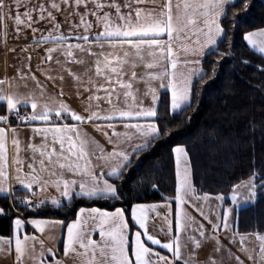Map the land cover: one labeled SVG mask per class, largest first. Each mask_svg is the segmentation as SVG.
Returning <instances> with one entry per match:
<instances>
[{
	"label": "snow or ice",
	"instance_id": "obj_1",
	"mask_svg": "<svg viewBox=\"0 0 264 264\" xmlns=\"http://www.w3.org/2000/svg\"><path fill=\"white\" fill-rule=\"evenodd\" d=\"M239 2L241 0H125L122 5L118 0H44L29 7L25 0H14L16 14L13 17L11 6L0 0L5 46L8 19H14L17 38L22 30L30 29L33 34L30 44L21 49L28 53V63L17 68L12 76L7 75L5 68V75L0 77V193L31 210L44 208L48 203L47 198H32L36 196L32 191L34 187L41 192L54 188L59 198L52 197L51 204L56 209L65 206V198L69 204L76 199L119 200L118 186L110 179H119L132 164V157H138L161 135L156 121L162 91L165 95L170 92L169 115L175 116L183 107L190 106L193 78L203 81L207 75L201 66L202 60L217 51L218 42L226 35L221 24V19L227 18L226 6L234 7ZM242 3V11L247 12L248 0ZM22 4L23 13L20 12ZM239 15V12L233 13V19ZM41 22L48 26L47 34L35 27ZM38 32H41L39 36ZM243 40L264 58V27L246 32ZM33 44L48 45L44 56H37L36 70L54 88L56 81H60L61 87L56 93H49L47 85L32 71L31 53L36 50L31 48ZM229 44L231 46V41ZM218 55L223 59L228 54ZM231 58L235 59V55L231 54ZM240 62L257 67L250 60ZM53 63L56 68L50 66ZM68 65L80 66L84 71L75 73ZM257 70L264 72V66ZM53 72L56 75H52ZM63 72L73 77L75 95L80 99L79 110L68 102L71 95L65 99ZM212 74L213 77L216 74L215 67ZM29 81L35 88L22 92L21 87L27 88ZM84 92L88 93L86 99ZM149 98L151 103L145 105L144 100ZM86 126L100 132L112 145V150L107 151L100 145ZM118 126L124 131H117ZM26 129L31 132L27 143L21 139V132ZM164 134L170 133L166 130ZM136 137L141 142L132 145L131 152L122 147L131 144ZM172 151L176 178L174 225L169 219L172 211L167 203L169 197L163 198L166 201L163 205L137 203L128 209L114 205V210L79 207L70 222L26 219L17 213L12 236H0V254L7 256L14 251V264H49L48 257L51 264H69V261L71 264H224L223 245L218 235L224 230L232 232V241L239 235L241 250L249 260L254 259L252 250L243 247V242L254 235L259 241L258 259L254 264H264V234L257 231L240 235L234 231L230 221L232 208H225L222 215L217 213L215 222L199 209L210 225V232L187 212L186 204L213 198L223 204L225 196L196 195L186 148L176 146ZM24 153L30 155L26 157ZM13 181L28 195L16 197ZM242 188L248 190L246 197L242 196ZM258 190L264 193V177L253 171L248 180L233 186L232 205L239 209L242 204H254ZM16 206L15 203L10 205ZM161 207L167 210L163 214L167 223L160 229L165 231V242L149 228V213ZM4 214L5 209L0 207V215ZM28 226L39 235L28 234L25 231ZM57 228H66L62 256H58L57 244L61 237L55 234ZM95 233L99 240L94 238ZM46 241L51 242V246ZM207 241H215V244L201 259L199 252ZM149 242L170 255H162ZM189 244L191 248L185 256ZM217 255L221 258L217 259ZM228 257L234 258L236 264H244L230 250Z\"/></svg>",
	"mask_w": 264,
	"mask_h": 264
},
{
	"label": "trees",
	"instance_id": "obj_2",
	"mask_svg": "<svg viewBox=\"0 0 264 264\" xmlns=\"http://www.w3.org/2000/svg\"><path fill=\"white\" fill-rule=\"evenodd\" d=\"M248 3L247 12L242 11V0L226 8L227 18L221 19L226 35L218 42L217 51L203 59L207 75L203 81L197 78L193 82L190 106L183 107L175 116L169 115V97L162 91L156 121L161 135L138 157H132V164L119 179H110L118 186L119 200L76 199L71 204L64 201L65 206L60 209L52 205L35 210L19 207V213L24 217H55L68 222L79 207L113 209L114 205L128 209L135 203L173 198L175 145L184 146L188 152L197 194H223L228 203L227 195L233 186L250 178L253 171L264 177V72L257 70L264 66V58L243 40L246 32L264 27V0ZM237 12L240 15L234 20L233 13ZM218 53L228 55L221 59ZM241 60H250L257 67L246 66ZM166 130L169 135L164 134ZM256 182L259 184V179ZM14 195L23 197L26 192L15 190ZM10 201L17 203L11 196ZM0 207L5 209V214L0 215V236H7L16 215L9 207L8 196H0ZM235 228L241 233L264 231V193L258 190L254 204L237 209Z\"/></svg>",
	"mask_w": 264,
	"mask_h": 264
},
{
	"label": "crops",
	"instance_id": "obj_3",
	"mask_svg": "<svg viewBox=\"0 0 264 264\" xmlns=\"http://www.w3.org/2000/svg\"><path fill=\"white\" fill-rule=\"evenodd\" d=\"M25 2L28 3L29 7H32V6L37 5L40 2H44V0H25ZM118 2L123 5L124 2H125V0H118ZM5 3L11 6L12 16L14 17L15 14H16V7H15L14 0H5ZM89 7H92V5H89ZM226 8H227V6H226ZM24 10H25V8H24V6L22 4L21 7H20V12L23 13ZM80 11L83 12L84 9L81 8ZM59 19L62 20L63 17H60ZM4 23H5V21L0 20V77H2L3 75H5V68H7V75L12 76V75H15L17 68H20L23 65H25V64L28 63V60H27L28 53L22 52L21 49L25 45L30 44V42L33 39V34H32V32H31L30 29H28V30H22L19 33V38H17L16 25H15L14 19H8L6 21V23H7V29L6 30H7L8 35H7L6 46H5V38L3 36V32L5 30L4 29ZM35 27H37L38 29H40L41 32H43L44 34H47V28H48V26H46V24L44 22H41V23L35 25ZM66 27L67 26H65V28ZM41 32H38L37 33V36H39L41 34ZM47 46L48 45H42L40 47H37L34 44L31 46L32 49H36L35 51H32V53H31L32 54V60H31L32 71L35 73V75L37 76V78L42 83H44V84L47 85V88H48L49 93H56V92L59 91V88L61 87L60 81L59 80L56 81V87L54 88L53 87V84L51 82L47 81L45 79V77L43 75H41V73L39 71L36 70V66L39 63V61L37 59V56L43 57L44 56V48L47 47ZM13 48L15 49V51H10V49H13ZM252 50H254V49H252ZM30 51H31V49H30ZM50 66L52 68H56V65L54 63L51 64ZM201 66H202V63H201ZM67 67H70L71 70L73 72H75V73H82L84 71V68H82L80 66H76V65H68ZM137 71H140V69H137ZM52 75H56V72H53ZM63 75H64V83H63L62 87H63V90H64V92L66 94L65 99H67L68 95H71L72 98L68 102L72 105L73 108L79 110V107H80V99L77 98L76 95H75L76 86H75V82L73 80V77L70 76L67 72H63ZM197 78L198 77H194L193 78V82ZM18 83H21L22 84L23 82L18 81ZM139 87L141 88V91H143L144 85L141 84V85H139ZM34 88H35V85L31 81H29L28 82V87L27 88L21 87L20 90L22 92H27V91L33 90ZM81 91H82V89H81ZM167 94H168V97H169V107H170V92H168ZM87 95H88V93H86V92L83 93V96H84L85 99L87 98ZM144 103H145V105L150 104L151 103L150 98L149 99H145L144 100ZM13 126L15 127L16 126V123H13ZM86 130L107 151H111L112 150V145L109 144L107 142V140L105 139V137L100 132L96 131L94 127H92V126H86ZM105 130H107V129H105ZM117 131L123 132L124 131V128L122 126H118L117 127ZM30 136H31L30 130H27L26 129V130H23L21 132V139L25 143L28 142ZM35 142L37 144L40 143V141H39L38 138L36 139ZM140 142H141V140L138 137H136V138H134L131 141V144H125V145H122V147L126 148L129 152H131V150H132L131 146L134 145V144H136V143H140ZM176 146H182V145H175V146H173V148H175ZM24 155L27 157L28 155H30V153H24ZM173 156H174V161H175V154H174V152H173ZM107 170L108 169H105V171H107ZM13 185H14L15 190H21V191L26 192L23 189V187L21 185L16 184L15 181H13ZM32 191H34L36 193V196L34 197L35 199H37V198H39V199H45V198H47V201H48L47 205H52L51 204V198L52 197L59 198L58 193L56 192V190L54 188H48L44 192H41L39 190V188L34 187L32 189ZM27 195H28V192H26V195H24L23 197H25ZM196 195L202 196L201 194H197V192H196ZM0 196H5V194L4 193H0ZM8 197H9V207H10V205H12V203L10 201V196H8ZM64 201H67L66 198H65ZM196 201L185 205V208H186L187 212L190 215L193 214V212H194L193 211L194 210L193 203L196 206ZM165 202H166L165 200H161V201L149 202V203H145V204L158 203V204L163 205ZM167 203L169 204V207L172 209V211L169 213V219L172 221V223L174 225V222H175V209H176V202L174 200V197L173 198H170L167 201ZM135 204H137V203H135ZM135 204H133V205H135ZM93 207H95V206H93ZM14 209L16 211L15 215L17 216V213H19V211H18V209L16 207ZM102 209H105V208H102ZM107 210H114V209H107ZM77 211H78V209H77ZM166 211L167 210L165 208L161 207L156 212H150L149 213V228H150L151 232L154 235H156L158 238H160L162 240V242H165L166 241L165 231H160V229L162 227H165V225L167 223L163 219V214ZM76 212H75V216H76ZM157 213H159V215ZM16 216L13 218V220L11 222L9 234L7 236H3V237H11L12 236L13 227H14L13 226V221L16 218ZM75 216H74L73 219H75ZM22 218H26V219H32V218L59 219V218H55V217L54 218H51V217H40V216H36V215H29L27 217H24L22 215ZM59 220H61V219H59ZM72 220H70V221H72ZM70 221H68V222H70ZM208 226H209V229L211 230L209 224H208ZM135 230L136 229L133 228L132 229V232L134 233ZM25 231L28 234H36V235H39V233L36 230H34L31 226H28L25 229ZM55 234L61 237V239L58 242L57 246H58V249H59L58 256H62V254H63V237L66 235V228H63V229L57 228ZM94 238L97 239V240H99L98 233H95L94 234ZM46 244L48 246H51V242L46 241ZM149 245H150V242H149ZM150 246L153 247L156 251H160L162 255H170L167 252V250L161 249L160 246H156V245H150ZM37 247H39V246L37 245ZM224 247H227V249H230V244L227 242V243H225ZM13 249H14V244H13ZM188 250H189V246H188V249H186L184 251V255L185 256H187ZM206 254H207V252L205 250L200 251L199 252V258L204 259ZM216 258L217 259H220V257H218V256H216ZM223 260H224V264H234L229 258H223ZM48 261H49V264H51V257H48ZM0 264H14V251L11 254L7 255V256H4V255L0 254ZM27 264H30V262H27ZM69 264H71V261H69Z\"/></svg>",
	"mask_w": 264,
	"mask_h": 264
},
{
	"label": "rangeland",
	"instance_id": "obj_4",
	"mask_svg": "<svg viewBox=\"0 0 264 264\" xmlns=\"http://www.w3.org/2000/svg\"><path fill=\"white\" fill-rule=\"evenodd\" d=\"M248 179L249 178L244 179L243 181H246ZM240 191L242 193V196L246 197L248 195V190L246 188H242ZM217 195H220V194H217ZM230 195H231V192L227 195L228 203H225L223 201V204H221V202L215 200L214 198L209 199L207 202L203 200H197L196 206L194 207V210H193L194 212L193 214H191V216L194 217L198 223L203 224L205 228L208 229L210 232L211 230L209 229L208 221L205 220L203 216L200 215L199 209L202 208L203 212L206 213L213 222H215L217 213L222 215L225 208H232L230 221L232 222L233 230L237 231L235 228V214H236L237 208L232 205L231 200H230ZM209 196L215 197L216 195L209 194ZM245 205H248V204H242L240 207L245 206ZM195 226L196 225H193V227ZM238 233L240 235L250 234V233H241V232H238ZM261 234H264V231L261 232ZM218 235H219L220 242L223 245L222 250H221V255L223 258H229L228 250H230L231 253L234 254V256H239L240 259L244 261V264H254V261L258 259L259 241L256 239L254 235L250 236L248 239H245L243 242V247H246L252 250V255L254 257L253 260H249L248 256L241 250L242 244H241L239 235L236 236L235 241H232V232L221 230ZM227 242L230 244V249H227V247H224L225 243ZM214 244H215V241L205 242L203 250H205L207 253H210L212 248L214 247ZM190 248H191V245L189 244V250ZM221 255H217V256L221 258ZM231 261L234 264H236V261L234 258L231 259Z\"/></svg>",
	"mask_w": 264,
	"mask_h": 264
},
{
	"label": "built area",
	"instance_id": "obj_5",
	"mask_svg": "<svg viewBox=\"0 0 264 264\" xmlns=\"http://www.w3.org/2000/svg\"><path fill=\"white\" fill-rule=\"evenodd\" d=\"M13 123H16V122H15V121H13ZM32 198L35 200V198H34V197H32ZM16 205H17V206H16V208L23 207L22 205H20V204H19V201H17ZM14 208H15V207H14ZM14 208H13V207H11V209L13 210V212H14V213H16V211H15V209H14Z\"/></svg>",
	"mask_w": 264,
	"mask_h": 264
}]
</instances>
